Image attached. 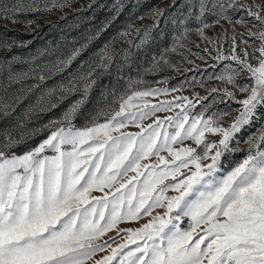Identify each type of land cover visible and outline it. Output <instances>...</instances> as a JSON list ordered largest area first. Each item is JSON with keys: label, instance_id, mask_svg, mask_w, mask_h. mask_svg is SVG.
Instances as JSON below:
<instances>
[{"label": "snow or ice", "instance_id": "6c2138e0", "mask_svg": "<svg viewBox=\"0 0 264 264\" xmlns=\"http://www.w3.org/2000/svg\"><path fill=\"white\" fill-rule=\"evenodd\" d=\"M0 28V264H264V0H0Z\"/></svg>", "mask_w": 264, "mask_h": 264}, {"label": "rangeland", "instance_id": "374dc122", "mask_svg": "<svg viewBox=\"0 0 264 264\" xmlns=\"http://www.w3.org/2000/svg\"><path fill=\"white\" fill-rule=\"evenodd\" d=\"M81 2H84V0H81ZM79 6V5H77ZM58 13L57 14H52V15H49L47 16L46 18H43V19H40L38 21V23L41 25L43 31L40 33L39 36H36V38L34 39V42L33 44L31 45V47L34 49L36 47H39L41 46L42 44H44L47 40L49 39H54V38H58V36L60 35V29H66L67 26L69 24H72V23H75L76 22V19H75V16L69 12V18L68 20H58ZM87 15V14H86ZM103 18V14H98V19L97 21H95V23H98L99 22V19H102ZM21 19H25V17H21ZM47 21H52L53 23H55L57 25V27L55 29H52L50 30L49 29V26H48V23ZM138 23H147V21H144V22H138ZM8 28L10 29H15L16 31H12V32H8L7 35L10 36V37H13L15 39H18V40H28V39H33V36H35V34H32V35H25L24 34V28L21 24H8ZM3 32V29L0 28V33ZM111 34H114V32H110L109 35ZM213 33L210 32L209 35H212ZM121 47H125V45H122V44H117L116 45V49L119 50ZM24 51H27V50H24ZM113 77H107L103 80V84H108L110 80H112ZM147 79L149 80H153V79H156V77L154 76H148ZM176 83V80H169V85H174ZM178 93H174L173 95H176ZM187 94V93H185ZM100 97V91L99 89H97V91L95 93H93V97H92V101L89 105V108H91L93 105L96 104L97 100L99 99ZM149 99H152V102L155 103L157 102L158 100H161V99H171V96H168V97H157V98H149ZM233 107H237V105H233ZM54 115V114H49L47 116H44L42 118L43 122H46L49 118H51V116ZM163 115V114H162ZM168 115H171V113H168ZM86 121L84 120L83 117H81L76 123L78 126H83V124L85 123ZM47 133H44L42 136H38L36 137L34 140L32 141H29L30 144H35L36 142H38L40 139L43 138V136H46ZM186 143H190V142H186ZM27 145H20L16 151L19 153V152H22L26 149ZM242 154L238 153L236 154L235 156L232 157V159L234 161H237L241 158ZM147 219V218H146ZM145 222V220H141L139 221L138 223H131V224H123L121 225V227H139L141 224H143ZM115 233H109V235H114ZM107 238V237H105Z\"/></svg>", "mask_w": 264, "mask_h": 264}]
</instances>
